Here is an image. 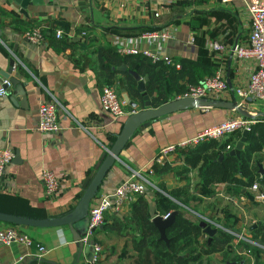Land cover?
I'll use <instances>...</instances> for the list:
<instances>
[{"label":"crops","instance_id":"1","mask_svg":"<svg viewBox=\"0 0 264 264\" xmlns=\"http://www.w3.org/2000/svg\"><path fill=\"white\" fill-rule=\"evenodd\" d=\"M33 26L41 28L43 43L27 40L25 32ZM171 26L175 27V33L167 40L154 41L142 36ZM56 29L63 31L61 38L54 36ZM142 29L145 30L139 32ZM249 32L244 0L227 3L221 0H42L41 4L29 5L25 13L8 0H0V70L5 71L9 58L13 57L15 64L10 76L17 79L23 90V94L19 93L10 83L5 87V95H0V148L7 147L13 153L0 178V212L47 218L71 211L113 137L119 133L126 116L114 119L100 108L102 85L96 73L95 52L98 46L113 45L117 40L122 48L139 53L146 51L160 59L191 60L206 66L210 72L219 71L231 93L234 88L245 85L255 69L253 58H236L232 51L234 45L247 44ZM191 39L193 44H187ZM213 41L223 46L220 53L212 51ZM117 72L122 97L123 75ZM125 93L128 95L126 90ZM129 100L132 99L129 97ZM41 103H50L56 109L54 132L37 129ZM125 107L134 111L128 105ZM247 109L255 117L264 115L259 103ZM234 115L235 112L226 109H187L139 127L121 150L91 203L111 194L128 177L130 169L144 168L161 146L192 136ZM233 135V138L237 136ZM181 156V152L171 155L166 163L171 169L155 175L151 181L162 194L188 186L190 194L202 199L197 212L185 213L187 218L204 219L212 227L227 224L223 228L245 237L250 236L252 224H264V204L253 199L249 190L235 194L231 185L218 182L210 185L208 195L200 185L197 169L185 165ZM185 166L188 172L179 173ZM44 168L60 179L59 192L52 198L44 194L41 180ZM142 197L150 215H156L155 190L147 189ZM228 197H234L237 204ZM132 202L117 216L126 218ZM109 223L110 220L103 222L91 238L102 248L99 264H137L128 230L132 223L123 220L118 228L108 227ZM86 224L87 218L76 225L80 233H84ZM6 225L0 222V229ZM16 227L28 233L33 243L29 247L0 243V264H88L91 247L83 245L81 249L67 226ZM36 244L43 245L47 251L40 254ZM231 247L236 251L237 244L232 243ZM238 254L248 258L244 252ZM207 258L210 264H230V255L221 252ZM151 259L150 264H157Z\"/></svg>","mask_w":264,"mask_h":264},{"label":"trees","instance_id":"2","mask_svg":"<svg viewBox=\"0 0 264 264\" xmlns=\"http://www.w3.org/2000/svg\"><path fill=\"white\" fill-rule=\"evenodd\" d=\"M95 52L97 54L96 73L102 86H114L120 92L119 84L116 83L118 72L115 68L124 63L128 69L136 71L142 77H147L145 90L153 107L176 98L184 93L188 86L197 84L214 73L210 72L206 66L188 59L173 60L179 64V68H175L174 65L162 59L153 61L142 53L122 54L116 45L111 44L100 45ZM122 75L120 84L125 88L128 96L134 101L140 99L133 77L127 71L122 72ZM139 102L141 103V100ZM255 120L239 157L225 155L234 147L239 138V132L234 133L237 134L234 138L232 134L222 142L212 140L181 152L184 164L197 169L204 193L209 195L210 185L218 182L231 185L235 194L245 193L257 179L259 174L257 164L260 163L264 167V117H256ZM115 138L116 136L112 141ZM227 146L230 148L227 149ZM220 154H223L221 160L218 159ZM170 169L171 166L166 163L154 166L155 175ZM178 172L187 173L188 168L181 167ZM93 174L86 181V185ZM261 185L264 188V179L261 180ZM155 194L158 197L156 215L176 211L173 222L165 229L168 243L159 238V232L151 221L153 216L149 213L143 194L137 195L136 200L132 202L126 218L112 213L104 215V222L110 220V225H107L110 228L120 227L123 220L132 223L128 230L137 253V264H142L144 260L146 264H150L151 258H154L157 264H210L207 256L215 252L230 255L228 259L230 264H248L249 259L239 255L238 251L250 255L253 258V264H264V224L257 225L250 231V236H246L249 242L243 239L238 240L236 243L238 251H234L231 245L237 241L236 233L216 228V233L208 242V238L198 225L199 221L190 220L185 216V213L189 211L197 212V206L202 202L201 198L189 193L188 186L174 188L164 194L155 190ZM199 215L204 216L202 213ZM222 227H227V224H223ZM95 242L98 243V241Z\"/></svg>","mask_w":264,"mask_h":264},{"label":"built area","instance_id":"3","mask_svg":"<svg viewBox=\"0 0 264 264\" xmlns=\"http://www.w3.org/2000/svg\"><path fill=\"white\" fill-rule=\"evenodd\" d=\"M221 1L227 3L231 0ZM244 1L246 10L249 14L250 32L248 41L246 45H234L232 51L236 58H253L255 60V69L249 76L247 83L243 86L234 88L230 93L225 79L220 72L216 70L211 76L204 78L199 83L188 86L185 92L176 98L193 97L231 100L235 97L237 104L246 109L251 104L264 102V0ZM174 33L175 27L171 26L169 28L147 32L142 36L154 41H162L172 38ZM54 34L56 38H61L64 33L61 29H56ZM25 36L28 41L34 44H41L45 39L41 28L38 26H33L28 29L25 32ZM187 44L192 45L193 39L187 42ZM113 45H116L118 51L122 54L139 53L135 50L122 48L118 45L117 40L113 42ZM211 49L216 53H220L221 50H223V46L219 42L213 41L211 43ZM142 54L151 58L153 61L160 59L146 51L142 52ZM162 60L174 65L175 68H179V64L173 62L170 58H164ZM9 84L10 82L7 79L2 82V87L0 88L1 96L5 95V87ZM230 96H232V98H230ZM126 105V102L120 97L114 86H102L100 92V108L103 111L110 114L114 119L125 117L134 112L127 110L125 107ZM249 112L251 113V111ZM255 122V118H246L236 114L215 125L201 129L192 136L161 146L144 168L130 169L128 177L120 181L111 194H106L95 203L90 204L86 228L81 236L82 244L90 246L92 250L88 264H99L100 262L101 245L92 241L91 238L93 237L94 231L103 224L105 213L111 212L115 215H119L122 210L129 206L135 196L143 194L148 188L158 190L151 181V178L155 176L154 166L163 165L169 162L171 155L177 152H183L201 143L212 140L220 141L226 139L235 132H242L244 130L250 132ZM37 129L40 132H54L57 129V113L52 104L41 103L39 105ZM226 148L229 149L230 147L227 146ZM12 158L13 153L9 148H0V178L4 173L6 165ZM262 179H264V172L260 174L248 188L249 192L253 195V199L260 203L264 202V188L261 185ZM41 180L44 185V194L47 198H52L58 194L60 179L53 171L46 168L42 169ZM228 199L234 204H237V200L234 199V197H228ZM242 199L243 197H240V200ZM168 215L169 213H166L161 216L166 218ZM215 227L230 232L220 225L215 224ZM236 235L237 241L235 244L240 239L247 240L248 242L250 241L243 236V234ZM0 243L4 246L18 243L29 247L32 245L33 239L28 233L22 232L15 225H6L0 229ZM36 248L40 254H44L47 251L46 248L40 244H36ZM236 251L238 250L236 249ZM248 259V264H253V258L250 255H248Z\"/></svg>","mask_w":264,"mask_h":264},{"label":"water","instance_id":"4","mask_svg":"<svg viewBox=\"0 0 264 264\" xmlns=\"http://www.w3.org/2000/svg\"><path fill=\"white\" fill-rule=\"evenodd\" d=\"M9 3L20 7V11L25 13V9L29 5L41 4L42 0H8ZM8 68L3 71L0 70V82L7 79L11 84L16 86V90L23 94L21 85L17 79L10 76L12 69L14 68L15 59L9 58ZM117 71L129 73L136 82V90L140 93V99L129 100L128 95L125 93V89L122 88V98L126 104L134 109V112L126 116L122 123V127L119 133L116 135L115 140L107 150L103 160L94 172L89 183L84 188V191L79 198L74 208L62 216L47 217V218H29L19 216L15 214L0 212V222L13 224L15 226H27V227H62L67 226L72 233L73 240L77 242L80 248H83L81 242L80 233L76 228V225L83 222L87 218L88 210L93 197L95 196L98 187L102 183L104 177L112 168L115 161L118 160L121 150L124 148L126 143L131 139L135 131L141 126H147L151 121L156 119H162L168 114L182 111L187 109H208V108H220L231 110L236 114L246 118H256L255 115L250 113L246 108L238 105L235 97L231 100L221 99H208V98H193V97H180L174 98L166 103H163L157 107H153L151 99L146 93L145 82L147 77L140 76L136 71L127 69L124 63L120 64L115 68ZM141 100V103L139 102ZM264 117V115H262ZM249 132L244 130L241 132V137L236 141L234 147L226 155H236L239 157L240 151L246 141V137ZM222 156L219 157L221 159ZM259 172L262 174L264 169L260 163L257 164ZM252 199V196H251ZM264 204V202H263ZM176 211H172L166 218L161 215H155L151 218L153 225L159 232V238L168 243V238L165 235V229L173 222ZM198 225L201 227L202 232L207 236L208 242H210L212 236L216 233V228L212 227L207 223L206 220H200ZM257 224H252L249 230L256 227ZM90 257V255H88Z\"/></svg>","mask_w":264,"mask_h":264},{"label":"rangeland","instance_id":"5","mask_svg":"<svg viewBox=\"0 0 264 264\" xmlns=\"http://www.w3.org/2000/svg\"><path fill=\"white\" fill-rule=\"evenodd\" d=\"M117 83V82H116ZM117 85V84H116ZM119 93V92H118ZM120 95V94H119ZM121 97V96H120ZM122 98V97H121ZM123 99V98H122ZM259 104H260V106H261V108H263L264 109V102H258ZM149 189V188H148ZM155 216V215H154ZM237 234V233H236Z\"/></svg>","mask_w":264,"mask_h":264}]
</instances>
